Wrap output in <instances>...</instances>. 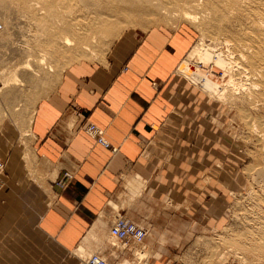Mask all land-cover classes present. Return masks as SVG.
Here are the masks:
<instances>
[{
    "label": "crops",
    "instance_id": "obj_1",
    "mask_svg": "<svg viewBox=\"0 0 264 264\" xmlns=\"http://www.w3.org/2000/svg\"><path fill=\"white\" fill-rule=\"evenodd\" d=\"M191 45L184 30L125 33L103 60L67 68L20 130L0 129V264H80L84 252L115 263L104 243L119 214L148 234L221 225L229 193L200 186L222 143L192 114L200 93L177 76ZM90 123L115 152L85 132Z\"/></svg>",
    "mask_w": 264,
    "mask_h": 264
},
{
    "label": "rangeland",
    "instance_id": "obj_2",
    "mask_svg": "<svg viewBox=\"0 0 264 264\" xmlns=\"http://www.w3.org/2000/svg\"><path fill=\"white\" fill-rule=\"evenodd\" d=\"M25 1L0 0L4 24L0 34V129L11 121L20 130L31 120L35 104L57 86L67 68L103 60L125 33L184 30L192 40L177 76L200 93L204 104L192 102V114H199L222 143L217 148L218 164L200 190H207L213 182L222 184L229 193L224 218L220 226L194 225L188 233L175 236L166 233L163 223L142 245L124 246L111 238L104 241L105 248L115 257L125 255L115 262L138 264L135 259L142 257L166 264H264V0H197L201 2L197 8L184 0H139L158 16L140 12L111 19L102 28H107L106 35L100 36L96 32L101 29L95 31L87 12L95 0ZM186 12L193 21L185 20ZM92 32L98 36H93L94 42ZM66 38L73 44H64ZM198 49L199 54L191 58ZM185 64L187 68L182 69ZM152 247L159 249L152 251ZM153 256L157 259L152 260Z\"/></svg>",
    "mask_w": 264,
    "mask_h": 264
},
{
    "label": "built area",
    "instance_id": "obj_3",
    "mask_svg": "<svg viewBox=\"0 0 264 264\" xmlns=\"http://www.w3.org/2000/svg\"><path fill=\"white\" fill-rule=\"evenodd\" d=\"M4 30V24L0 20V33ZM85 132L92 137L97 144L103 146L106 149H112V151H116V148H113L112 145L107 141L104 130L98 127L95 124H88L85 128ZM6 168V162L3 158L0 157V176L4 174ZM73 180V175L66 172L58 181V185L61 187H66L70 181ZM110 236L115 238L124 246H128L131 243L135 245H142L146 240L148 233L145 228L136 224L129 218L124 215L119 214L116 216L115 220L112 223L110 228ZM118 261V257H116ZM148 260V259H147ZM144 261L145 264H158L153 261ZM138 264L142 263L141 259H135ZM118 264V262L111 263L108 258H106L102 253L97 252L88 256L87 260H82L80 264Z\"/></svg>",
    "mask_w": 264,
    "mask_h": 264
},
{
    "label": "bare ground",
    "instance_id": "obj_4",
    "mask_svg": "<svg viewBox=\"0 0 264 264\" xmlns=\"http://www.w3.org/2000/svg\"><path fill=\"white\" fill-rule=\"evenodd\" d=\"M42 1H44V0H42ZM179 1H181V0H179ZM185 2H187L188 1V3H193V7H195V8H197V7H199L200 6V4H201V2H200V4H199V1H197V0H184ZM33 2L34 1H32V3L31 4H33ZM24 3H27V0L24 2ZM36 3V2H35ZM45 3V2H44ZM143 3H148V2H143ZM183 3V2H182ZM152 4V3H151ZM178 4V3H177ZM187 5V4H186ZM41 6V5H40ZM144 6H147V5H144ZM141 3H140V1L139 0H95L94 1V3L93 4H91V7H90V9H88L87 10V12H88V14L93 18V21H94V27H95V31H96V29L97 30H99V29H101V30H99L98 31V33L96 32V34H98L99 36H100V34H102V33H105V35H106V32L105 31H108L107 30V28H106V30L105 29H103L102 30V28H104L105 27V25L108 23V21H111V19H116V20H121V19H125V17H128L129 15H131V14H133V13H140V12H142V13H145V12H150V14H152V15H154V16H156L157 15V12H155V10L154 9H151L150 8V6H149V4H148V6L149 7H144ZM192 6V5H191ZM30 7H31V5H30ZM36 7H38V5L36 4ZM45 6H43V7H40V8H44ZM86 7V6H85ZM153 7V6H152ZM175 7V6H174ZM177 7H178V5H177ZM83 8V7H82ZM88 8V7H87ZM165 8V7H164ZM31 9H32V7H31ZM44 10V13L46 12V10L45 9H43ZM164 11H168V10H166V9H163ZM180 10V9H179ZM193 10V9H192ZM42 11V10H41ZM40 11V12H41ZM175 11H178V10H175ZM43 12V11H42ZM49 12V11H48ZM51 12H53V11H51ZM171 12H173V11H171ZM181 12H184V11H182L181 10ZM180 12V13H181ZM179 13V12H178ZM42 14V13H41ZM48 14V13H47ZM50 14V13H49ZM45 15H46V13H45ZM52 15H54V14H51V15H48V17L49 18H52ZM51 16V17H50ZM158 16V15H157ZM184 18H185V20H192V16L190 15V14H188L187 12L185 13V15H184ZM43 19V18H42ZM139 18H137V20H138ZM52 20V19H51ZM137 20H136V23H138L137 22ZM143 20V19H142ZM194 20H195V18H194ZM95 21H96V23H95ZM155 21H157L156 20V18H155ZM193 21V20H192ZM132 22V21H131ZM139 22H140V19H139ZM44 23V22H43ZM46 23V22H45ZM48 23V22H47ZM139 24V23H138ZM144 24V23H143ZM47 25V24H46ZM45 26V25H44ZM46 28H47V26H46ZM79 28V27H78ZM110 30V32H112V29H109ZM109 32V33H110ZM114 32V31H113ZM2 33V32H1ZM0 33V34H1ZM92 34V37L94 36H97V35H94L95 33L94 32H92L91 33ZM104 35V34H103ZM110 35V34H109ZM113 35V34H112ZM108 36V35H107ZM94 37H93V42H94ZM101 37H102V35H101ZM114 37V36H113ZM96 39L98 38V36L97 37H95ZM91 39H90V41H91ZM105 39V38H104ZM93 42H91V43H93ZM96 42V41H95ZM70 43H72L71 42V40H69L68 38H66L65 40H64V44H66V45H70ZM85 43H86V41H85ZM90 43V42H89ZM90 43V44H91ZM73 44V43H72ZM205 44V43H204ZM89 45V44H88ZM86 46V45H85ZM87 47V46H86ZM85 47V48H86ZM88 48H90L89 46H88ZM87 48V49H88ZM207 48V46H206V44L205 45H203V49H206ZM80 49V48H79ZM88 50H90V49H88ZM82 52V51H81ZM199 52H200V50L198 49V50H195V52H193L192 54H191V58L192 57H194V56H196V55H198L199 54ZM90 53L92 54V55H94L93 54V52H92V50L90 51ZM187 67H186V64L185 65H183L182 66V69H186ZM29 69V68H28ZM32 70V69H31ZM9 71V70H8ZM50 71H52L53 72V69L50 67ZM186 73V72H185ZM188 73V72H187ZM16 80V79H15ZM7 82V81H6ZM14 82V81H13ZM15 84H16V82H15ZM113 238V237H112ZM113 239H115V238H113ZM116 240V239H115ZM117 241V240H116ZM119 242V241H118ZM123 245V244H122ZM89 256V255H88ZM88 256H86L85 258L83 257L82 259L84 260V261H86L87 260V258H88ZM139 258V257H138ZM140 259V258H139ZM142 260V259H141ZM144 261L145 260H142V263L141 264H145L144 263ZM83 264H85V263H83ZM122 264H127V263H122Z\"/></svg>",
    "mask_w": 264,
    "mask_h": 264
}]
</instances>
